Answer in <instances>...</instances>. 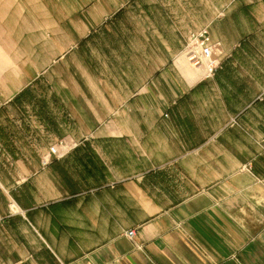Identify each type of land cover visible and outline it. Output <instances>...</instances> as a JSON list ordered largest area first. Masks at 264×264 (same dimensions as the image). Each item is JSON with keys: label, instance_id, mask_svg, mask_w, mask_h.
Listing matches in <instances>:
<instances>
[{"label": "crops", "instance_id": "crops-1", "mask_svg": "<svg viewBox=\"0 0 264 264\" xmlns=\"http://www.w3.org/2000/svg\"><path fill=\"white\" fill-rule=\"evenodd\" d=\"M0 49V264H264V0H0Z\"/></svg>", "mask_w": 264, "mask_h": 264}, {"label": "built area", "instance_id": "built-area-1", "mask_svg": "<svg viewBox=\"0 0 264 264\" xmlns=\"http://www.w3.org/2000/svg\"><path fill=\"white\" fill-rule=\"evenodd\" d=\"M186 57L195 66H204L206 72L211 74L216 71L219 66V59L223 49L219 43H215L207 29L191 32L186 48ZM70 147L65 141H60L51 146L50 151L44 156L42 163L49 164L53 157H60ZM136 231L127 232L129 237H134Z\"/></svg>", "mask_w": 264, "mask_h": 264}, {"label": "rangeland", "instance_id": "rangeland-1", "mask_svg": "<svg viewBox=\"0 0 264 264\" xmlns=\"http://www.w3.org/2000/svg\"><path fill=\"white\" fill-rule=\"evenodd\" d=\"M213 2H215V0H213ZM196 32V31H195ZM190 34L191 33H189V35H188V37H187V40H188V38H189V36H190ZM212 40H213V38H212ZM214 41V40H213ZM188 42V41H187ZM187 42H186V45H187ZM215 43H219L220 44V42H218V41H215ZM221 45V44H220ZM223 49V52H222V55L221 56H224L225 54H226V52H225V49L224 48H222ZM0 52H2V50L0 49ZM3 53V52H2ZM4 55V54H3ZM184 58L186 59V62L189 64V65H191V66H193V68H203V70L204 71H206V68L204 67V66H200V67H198V66H195V65H193L191 62H189V60L187 59V57H186V52L184 53ZM182 56V57H183ZM185 59H182V60H184L185 61ZM64 141V139H61V140H59L57 143H59L60 141ZM57 143H55V144H57ZM54 145V144H53ZM0 169H5V170H9L12 166H13V164H15V159H14V155H12V153L10 152V149H8V148H6L5 146H1L0 145ZM1 171V170H0Z\"/></svg>", "mask_w": 264, "mask_h": 264}, {"label": "bare ground", "instance_id": "bare-ground-1", "mask_svg": "<svg viewBox=\"0 0 264 264\" xmlns=\"http://www.w3.org/2000/svg\"><path fill=\"white\" fill-rule=\"evenodd\" d=\"M12 58V57H11ZM19 58V57H18ZM18 61V60H17ZM16 62V61H15ZM19 63V62H18ZM18 65V64H17ZM20 66V65H19ZM23 66H25V65H23ZM12 67V64L11 63H9L8 61H7V59L5 58V55H3V53L2 52H0V74L2 73V72H4L7 68L9 69V68H11ZM198 67H200V66H198ZM7 69V70H8ZM22 69V68H21ZM198 69V71H200V72H203V68H197ZM25 70V69H24ZM196 70V69H195ZM197 72V71H196ZM198 73V72H197ZM21 74V73H20ZM195 74V73H194ZM4 76H5V74H3ZM23 81V80H22ZM1 82V81H0ZM7 87H9V86H7ZM10 89V88H9ZM10 90H12V89H10ZM11 92V91H10Z\"/></svg>", "mask_w": 264, "mask_h": 264}]
</instances>
